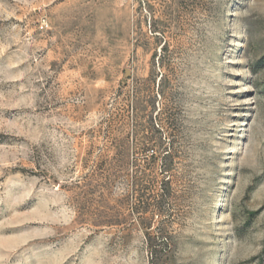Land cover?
<instances>
[{
	"label": "rangeland",
	"instance_id": "rangeland-1",
	"mask_svg": "<svg viewBox=\"0 0 264 264\" xmlns=\"http://www.w3.org/2000/svg\"><path fill=\"white\" fill-rule=\"evenodd\" d=\"M0 264H264V0H0Z\"/></svg>",
	"mask_w": 264,
	"mask_h": 264
}]
</instances>
